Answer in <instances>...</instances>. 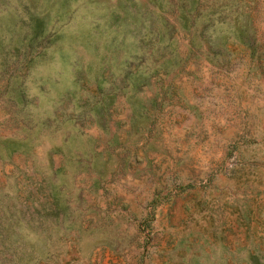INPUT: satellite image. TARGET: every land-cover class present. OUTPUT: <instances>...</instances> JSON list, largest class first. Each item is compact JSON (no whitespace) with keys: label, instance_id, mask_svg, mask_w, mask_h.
Here are the masks:
<instances>
[{"label":"rangeland","instance_id":"374dc122","mask_svg":"<svg viewBox=\"0 0 264 264\" xmlns=\"http://www.w3.org/2000/svg\"><path fill=\"white\" fill-rule=\"evenodd\" d=\"M0 264H264V0H0Z\"/></svg>","mask_w":264,"mask_h":264}]
</instances>
